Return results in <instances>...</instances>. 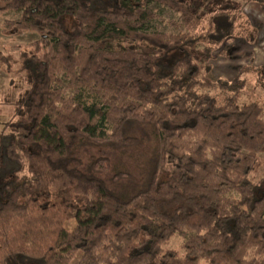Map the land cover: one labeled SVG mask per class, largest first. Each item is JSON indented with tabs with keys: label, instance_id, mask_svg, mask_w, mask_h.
I'll return each instance as SVG.
<instances>
[{
	"label": "trees",
	"instance_id": "16d2710c",
	"mask_svg": "<svg viewBox=\"0 0 264 264\" xmlns=\"http://www.w3.org/2000/svg\"><path fill=\"white\" fill-rule=\"evenodd\" d=\"M152 5L185 30H152ZM243 8L0 0L5 33L39 35L0 136V264H264V106L240 102L244 69L207 77Z\"/></svg>",
	"mask_w": 264,
	"mask_h": 264
},
{
	"label": "rangeland",
	"instance_id": "374dc122",
	"mask_svg": "<svg viewBox=\"0 0 264 264\" xmlns=\"http://www.w3.org/2000/svg\"><path fill=\"white\" fill-rule=\"evenodd\" d=\"M241 2L244 5V19L239 21L235 36L225 40L213 53L211 64L213 69L207 77L216 82L218 80H232L243 69L246 80L245 92L240 98L241 103L257 102L264 106V5L257 3L244 4L242 0H230ZM156 18L150 24L152 30L159 32L177 34L184 31L180 23V17L168 9L158 5L151 6ZM19 15L12 11L0 12V136L5 123L14 114V104L28 89L24 73L21 71V53L29 50L30 44L39 39V35L26 32L19 36L5 33L4 22L15 20ZM175 24L177 26H175ZM243 30V32L241 31ZM255 34V39L251 37ZM90 153L97 155L107 154L105 151L90 149L86 151L85 157ZM263 165L259 172L254 174V180L260 181L264 177V154H261ZM109 186L118 190L117 186L109 182ZM74 221L66 223L68 229H73ZM183 238L176 236L172 239L168 248L183 254ZM76 264V262H75Z\"/></svg>",
	"mask_w": 264,
	"mask_h": 264
},
{
	"label": "crops",
	"instance_id": "0c3cea01",
	"mask_svg": "<svg viewBox=\"0 0 264 264\" xmlns=\"http://www.w3.org/2000/svg\"><path fill=\"white\" fill-rule=\"evenodd\" d=\"M13 115V114H12Z\"/></svg>",
	"mask_w": 264,
	"mask_h": 264
}]
</instances>
